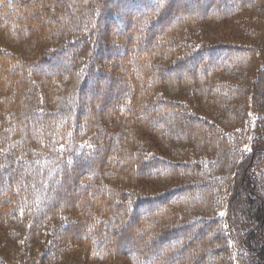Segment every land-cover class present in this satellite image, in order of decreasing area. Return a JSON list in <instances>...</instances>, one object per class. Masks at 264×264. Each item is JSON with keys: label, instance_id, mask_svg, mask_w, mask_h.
<instances>
[{"label": "trees", "instance_id": "1", "mask_svg": "<svg viewBox=\"0 0 264 264\" xmlns=\"http://www.w3.org/2000/svg\"><path fill=\"white\" fill-rule=\"evenodd\" d=\"M0 264H264V0H0Z\"/></svg>", "mask_w": 264, "mask_h": 264}, {"label": "rangeland", "instance_id": "2", "mask_svg": "<svg viewBox=\"0 0 264 264\" xmlns=\"http://www.w3.org/2000/svg\"><path fill=\"white\" fill-rule=\"evenodd\" d=\"M249 138H250V136H248V137H247L246 146H245V147H246V149H247V148H248V146H249Z\"/></svg>", "mask_w": 264, "mask_h": 264}]
</instances>
